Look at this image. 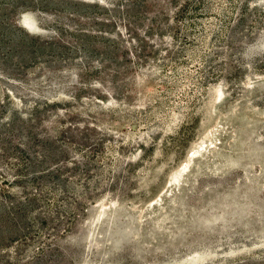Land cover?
Masks as SVG:
<instances>
[{
  "label": "rangeland",
  "instance_id": "obj_1",
  "mask_svg": "<svg viewBox=\"0 0 264 264\" xmlns=\"http://www.w3.org/2000/svg\"><path fill=\"white\" fill-rule=\"evenodd\" d=\"M0 264H264V0H0Z\"/></svg>",
  "mask_w": 264,
  "mask_h": 264
},
{
  "label": "trees",
  "instance_id": "obj_2",
  "mask_svg": "<svg viewBox=\"0 0 264 264\" xmlns=\"http://www.w3.org/2000/svg\"><path fill=\"white\" fill-rule=\"evenodd\" d=\"M255 6H258V4H256Z\"/></svg>",
  "mask_w": 264,
  "mask_h": 264
}]
</instances>
